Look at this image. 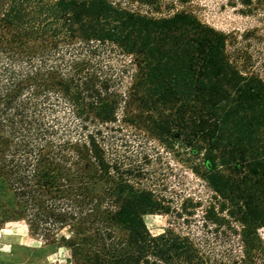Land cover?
<instances>
[{
	"label": "trees",
	"instance_id": "1",
	"mask_svg": "<svg viewBox=\"0 0 264 264\" xmlns=\"http://www.w3.org/2000/svg\"><path fill=\"white\" fill-rule=\"evenodd\" d=\"M226 42L184 11L0 0V228L23 221L66 264H264V80ZM151 141L186 154L209 200L169 193Z\"/></svg>",
	"mask_w": 264,
	"mask_h": 264
},
{
	"label": "rangeland",
	"instance_id": "2",
	"mask_svg": "<svg viewBox=\"0 0 264 264\" xmlns=\"http://www.w3.org/2000/svg\"><path fill=\"white\" fill-rule=\"evenodd\" d=\"M120 7L141 14L162 17L184 11L201 22L223 32L227 37L226 53L243 75L264 80V0H111ZM139 149L140 134L134 137ZM155 177L164 181L169 193L190 195L203 202L211 192L205 183L187 168L186 154L181 149L174 152L162 144L151 141L148 145ZM145 223L154 236L174 227L166 215H147ZM173 223V224H171ZM264 235V230L261 231ZM227 239L212 240L211 247L218 252L227 248ZM70 258L65 247H49L40 238L32 236L23 221L5 224L0 228V264H66Z\"/></svg>",
	"mask_w": 264,
	"mask_h": 264
}]
</instances>
